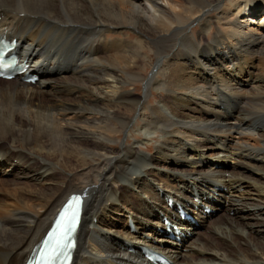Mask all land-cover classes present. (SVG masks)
Here are the masks:
<instances>
[{
    "label": "bare ground",
    "instance_id": "6f19581e",
    "mask_svg": "<svg viewBox=\"0 0 264 264\" xmlns=\"http://www.w3.org/2000/svg\"><path fill=\"white\" fill-rule=\"evenodd\" d=\"M263 12L264 0H0V34L40 76L0 79V264H24L73 193L86 198L74 264H148L145 247L173 264H264ZM122 135L136 142L111 145ZM157 135L155 154L141 151Z\"/></svg>",
    "mask_w": 264,
    "mask_h": 264
},
{
    "label": "rangeland",
    "instance_id": "374dc122",
    "mask_svg": "<svg viewBox=\"0 0 264 264\" xmlns=\"http://www.w3.org/2000/svg\"><path fill=\"white\" fill-rule=\"evenodd\" d=\"M264 13V12H263ZM199 27L197 28V27H194L193 28V34H195V35H198V33H199ZM133 32V31H132ZM130 35H132L131 33H130ZM112 37H115V38H120V36L118 35H115V36H112ZM122 38V37H121ZM198 41V40H197ZM204 43V42H203ZM144 59L145 60H147V62H148V64H149V62H150V60L147 58L146 59V57H144ZM154 63V62H153ZM155 66V64H152V67H154ZM150 67V66H149ZM130 85H132V86H127L126 88L131 92V93H139V94H144V84L143 83H141V82H134V83H131ZM134 86V87H133ZM136 86L138 87H140V89L139 88H136ZM37 88V87H36ZM34 89H35V87H34ZM138 89V90H137ZM41 90H43V89H41ZM48 91V90H47ZM155 94H158V93H155ZM47 99H49L50 100V102H51V97L50 96H47ZM155 101V96L154 97H152V100H151V103H153ZM154 105V104H153ZM134 133V136H136V134H135V132H133ZM158 136V135H157ZM140 137H142V138H144V135L143 136H140ZM158 138H159V136L157 137V138H153V139H151V142L149 143V144H147L146 146H148L149 145V148H150V153L149 152H146V148H145V146H143V145H140V149H141V151H143V152H145V154H147V155H149V156H152V155H154L155 154V152H156V146H157V144H158ZM126 141H128V143H130V144H133V143H135L136 142V140H135V138L134 137H129V139H127V137H126V135H122V137H121V139L120 140H118V142L117 143H115V144H111V145H113V146H115V147H117L118 149H123L124 148V146H126L127 145V142ZM203 159L204 160H209V163H213L214 161H215V159H207V157L205 156V157H203ZM213 160V161H212ZM234 160V158L232 159L231 157L229 158V161H230V164H232V165H234L236 162H235V160ZM222 161H224V158L222 159ZM210 164V165H211ZM209 165V166H210ZM216 166H215V168L217 169V170H222V165H221V163H216L215 164ZM218 166V167H217ZM219 166H221V167H219ZM224 166H226L224 169L225 170H232V168H230V167H228L229 165L227 164V162L225 163V165ZM219 168V169H218ZM143 173H142V175H146L147 176V174L144 172V170L142 171ZM228 175H230L229 173L227 174V176ZM248 175V176H247ZM245 176H247L248 178H257L258 176H256V175H251V172H248V173H246L245 174ZM179 185V184H178ZM240 191H242V194H244L243 192H245V190L243 189V190H240ZM239 191V193H241ZM245 195H247V194H245ZM263 200V202H264V197L262 198ZM229 213H225V211H223V212H221V213H219L217 216L215 215L214 216V218L211 220V222L213 221V222H215V221H217V220H222V219H224V218H226V217H228L229 215H228ZM233 216V213H231V215H230V217H232ZM112 222H114V220L112 221ZM128 222H129V220H128ZM212 222V223H213ZM122 223H123V226H125L126 225V218H122ZM211 223V224H212ZM138 231H139V229H138ZM200 232H201V234H207V235H209L210 237H213L212 235H210V230H206V228H203V229H201L200 230ZM203 232V233H202ZM252 236H255L254 234H252ZM151 239H153V237H150ZM197 238V237H196ZM195 237L193 238V240H195L196 239ZM215 239V240H214ZM214 239L212 238V240H211V242L213 241V242H216V243H218V239H216V237H214ZM154 240V239H153ZM172 241V240H171ZM156 242V241H155ZM172 242H174V241H172ZM166 243H164V247H166V246H168V245H165ZM184 252V255H186L187 254V256H189V255H192L193 253L191 252V253H189L188 252V249H184L183 250Z\"/></svg>",
    "mask_w": 264,
    "mask_h": 264
},
{
    "label": "snow or ice",
    "instance_id": "6c2138e0",
    "mask_svg": "<svg viewBox=\"0 0 264 264\" xmlns=\"http://www.w3.org/2000/svg\"><path fill=\"white\" fill-rule=\"evenodd\" d=\"M74 205L69 206L70 215L61 217L58 231L60 232L59 238L50 237L54 241L55 250L53 257L50 260L54 261L60 256L70 260L71 252L75 249V233L80 225V216L83 208V202L79 197H74Z\"/></svg>",
    "mask_w": 264,
    "mask_h": 264
}]
</instances>
